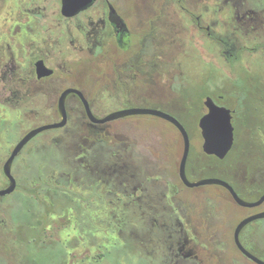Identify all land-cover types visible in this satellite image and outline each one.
Returning a JSON list of instances; mask_svg holds the SVG:
<instances>
[{
	"label": "flooded vegetation",
	"instance_id": "af4514ba",
	"mask_svg": "<svg viewBox=\"0 0 264 264\" xmlns=\"http://www.w3.org/2000/svg\"><path fill=\"white\" fill-rule=\"evenodd\" d=\"M196 69L208 75L199 83V119L209 100L232 111L231 155L242 146L237 124L245 127L253 104L264 106V0H0V190L10 185L4 167L22 139L64 121L13 160L16 188L0 200H26L35 234L16 236L8 209L0 218L7 264H264V217L239 233L249 254L236 239L241 221L264 212V147L234 173L225 166L209 177L258 203L242 206L223 185L212 184L221 193H185L207 185L184 182L183 153L174 165L170 137L116 126L150 114L105 120L137 108L173 115L134 104L181 88ZM259 116L250 138L262 134L264 146ZM200 131L203 155L218 158L205 152ZM41 149L54 153L53 163L32 159ZM186 174L190 182L208 178L189 157ZM229 202L246 211L235 223Z\"/></svg>",
	"mask_w": 264,
	"mask_h": 264
},
{
	"label": "rangeland",
	"instance_id": "374dc122",
	"mask_svg": "<svg viewBox=\"0 0 264 264\" xmlns=\"http://www.w3.org/2000/svg\"><path fill=\"white\" fill-rule=\"evenodd\" d=\"M197 70V69H196ZM198 71V70H197ZM191 72L189 75V80H187L186 84L183 85L181 88H177L176 90H169L162 94H155L149 97L146 103L138 102L134 105L136 107H149V108H161L164 110L169 111L173 114V116L177 117L182 124L186 127L189 136H190V152H189V161L192 164V168H197V172L201 173L200 177H217L222 176V171L225 166H228L227 169L228 174H232L238 169L239 166L242 164H247L248 160L251 159V154L254 152L262 151L263 149V135L256 134L253 136V139H256V142H253L250 138L251 133L255 134V130L257 124L260 122L262 124V119L259 116L260 114L263 115L264 113V106L262 104H253L256 105V108L253 111L248 110L244 114V128H239L238 126V137L241 143V147L237 151H233V153L229 156L227 155V163H219L218 158L209 155H203L202 153V138H201V131L199 125V118L200 113L202 111L201 103L198 99V94L200 91V84L208 78V75L205 76L206 69L203 71L204 73H200L199 71ZM197 74V75H195ZM215 80V76H211V80ZM218 79V77H217ZM189 81V82H188ZM254 102V101H253ZM165 104L166 107H162ZM113 106V107H111ZM117 107L116 105H110L109 109L113 110ZM236 125V124H235ZM116 126H124L128 129L131 128H150L155 131H158L164 135L165 138L173 139V151H172V158L174 165L177 164L178 159L180 158L181 154L183 153V139L181 136L180 131L169 121L152 115H136V116H129L121 119L116 123ZM237 131V128H236ZM43 136L39 139H43ZM38 139V140H39ZM37 140V141H38ZM234 149V148H233ZM232 149V150H233ZM232 152V151H231ZM40 158H45L48 163L54 162V153L50 150L41 149L38 153L33 154L32 159L37 161ZM225 159V160H226ZM260 159V158H259ZM231 165V167H230ZM237 171V170H236ZM230 172V173H229ZM189 177L193 178L192 175L189 173ZM1 180V177H0ZM1 183V181H0ZM236 186V185H235ZM236 190L239 191L238 187L236 186ZM198 190L202 192H224L222 187L217 185H207L198 189H184L185 193L192 194L193 192H198ZM239 193H241L239 191ZM242 196L246 197V195L242 194ZM4 198V199H3ZM4 201L5 203L0 205V218H6L8 213V209L11 213V224L16 231L15 235L20 236V239H26L25 236L28 238L35 234V231L29 225L33 224L34 216L30 213L26 212L27 210V202L22 197L15 196V197H2L0 202ZM8 206V207H7ZM228 207L230 208V212L235 216L233 222L237 221L239 217H242L246 214V211L243 210L241 207L229 202ZM39 208V207H38ZM20 224V226H17ZM29 230V232H28ZM1 244V243H0ZM24 246H20V250H25ZM22 256H27V252L19 253ZM37 255L40 253L37 252ZM41 256V255H40ZM49 256V255H48ZM23 261V259H22ZM28 264H38L35 261L30 260V258H26L24 260ZM46 264L51 262L50 257H48L45 261ZM111 262V261H110ZM0 264H7L6 254L4 253L3 249L0 250Z\"/></svg>",
	"mask_w": 264,
	"mask_h": 264
},
{
	"label": "water",
	"instance_id": "95a60500",
	"mask_svg": "<svg viewBox=\"0 0 264 264\" xmlns=\"http://www.w3.org/2000/svg\"><path fill=\"white\" fill-rule=\"evenodd\" d=\"M42 69L43 68L40 67L39 74H41ZM208 107H209V112L199 120V125H200V128L202 129L203 138L205 140L204 150L208 154H213V155L218 156V158L223 159L230 152L234 144L235 137H234V125L232 121V111L230 108L216 104L213 100H209ZM131 114L154 115V116H157V117H160V118H163L169 121L175 127H177V129L182 134L183 140H184V151H183V156H182L181 163H180V175L186 184L192 187L202 186V185H212V184L223 185L231 192L235 200L240 205L253 206L255 204H258V203H251V202H248L242 199L238 195L234 187L223 179L205 178V179H201L195 182L189 181V179L187 178V174H186V164H187L189 152H190V144H191L190 136H189V133L186 127L182 124V122L177 117L169 113L157 110V109L137 108V109H129V110H122V111L114 112L110 114L105 120H114V119L125 117ZM63 124H64V121L59 124H50V125H45L40 128L34 129L30 133H28L22 139V141L15 147L11 157L6 162L5 167H4L5 174L10 180V185L5 189L0 190V196L10 194L16 188V180L12 174V164H13L14 158L20 152L22 147L29 140H31L34 136H36L39 132L45 129L55 128ZM263 200H264V195L260 199L259 202H262ZM260 217H264V212L248 217L240 222V224L238 225L236 229V239L238 243H239V233L242 230V228L246 226L250 221L256 218H260ZM239 245L245 253L249 254L240 243Z\"/></svg>",
	"mask_w": 264,
	"mask_h": 264
}]
</instances>
